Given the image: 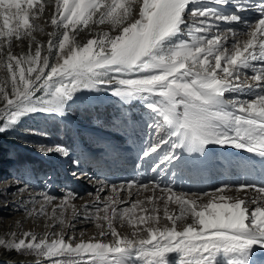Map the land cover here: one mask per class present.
Wrapping results in <instances>:
<instances>
[{
    "label": "snow or ice",
    "instance_id": "obj_1",
    "mask_svg": "<svg viewBox=\"0 0 264 264\" xmlns=\"http://www.w3.org/2000/svg\"><path fill=\"white\" fill-rule=\"evenodd\" d=\"M49 6L52 30L45 45L35 33L44 32L39 21ZM246 11L259 18L245 22L240 13ZM85 32L82 43L78 37ZM24 40L28 52L14 54L13 42ZM0 72V134L33 114L63 117L77 93L108 89L147 110L148 138L137 159L153 173L175 167L177 149L204 154L210 145L244 150L264 162V0H0ZM41 151L69 155L60 146ZM233 187L255 195H226ZM106 188L101 181L82 212L71 191L51 216L47 206L58 198L47 192L21 203L29 217L55 219L62 227H75L71 221L79 217L91 220L111 242L24 232L18 241L0 238V247L34 256L35 264H256L253 256L264 250V184L177 193L168 184L133 179L111 184L102 201ZM145 193L151 195L140 199ZM161 211L171 227H158ZM117 222L132 227L136 238L122 235Z\"/></svg>",
    "mask_w": 264,
    "mask_h": 264
},
{
    "label": "rangeland",
    "instance_id": "obj_2",
    "mask_svg": "<svg viewBox=\"0 0 264 264\" xmlns=\"http://www.w3.org/2000/svg\"><path fill=\"white\" fill-rule=\"evenodd\" d=\"M227 10L231 11L232 9ZM50 16L51 6L46 9L44 17L39 21L44 28V32L35 33L36 39L45 45L49 39L47 32L52 30L48 22ZM101 27L106 31L111 30L109 25ZM87 38L86 32L81 33L80 37H78L82 43L86 42ZM34 48L35 45L33 44V50ZM12 50L16 55L27 53L28 41H14ZM3 75L4 73L0 72V76ZM37 95H40V93ZM232 95L235 94H226L228 98H231ZM76 97H74L75 102H70L71 106L66 108V115L79 121L82 126L88 127L89 131H84L85 133L81 135L80 140L79 138L76 140L75 134L73 136L69 134L65 125L61 123L62 117L50 114L30 115L22 120L16 130L0 134V193H2L0 194V238L8 241L13 239L18 241L24 238V232H32L37 235L38 239L44 238L45 234H49V239H51L53 238L50 235L51 233L63 232L66 241L70 236L77 237L73 243H78L81 239L84 241L102 240L104 242H111L113 240L110 235L101 237L99 235L100 229L95 226V223L91 220L85 221L82 217H79L78 220L71 221V224H74L75 227H62L55 219H47L43 216L36 215L29 217L23 211L22 200L24 204H28L29 197H38V194L47 192L58 198L51 205L47 206V211L51 216L52 209L59 203V199L66 192L71 191L78 194L77 198L72 201V204L76 206L78 211L82 212L85 205L91 206L96 196V188L100 186L101 181L106 184L108 180L107 185H109V188H106L104 192L100 193L101 200L103 201L111 194L110 185L114 184L112 176L115 175L114 172L119 171L120 167L122 168V157L127 158L128 160L126 161L131 163H129L130 168L139 162L138 159L136 161L131 160L135 157L132 154L140 152L142 141L148 138L145 126V121L148 119V112L142 103L139 101L125 103L120 98L112 96L111 91L108 89L92 92L84 91L77 93ZM91 131L95 134L91 133ZM56 146L65 148L69 155L64 157L62 154L54 151L51 153L41 151V148H55ZM119 147L129 148L131 154L121 151ZM15 148H21L32 153L35 157H39L40 162L43 163V167L40 170H36L33 169L31 164L26 163L25 165H21V170L16 171L15 164L12 161V152ZM176 151L181 158L175 162V167L169 166L165 173L162 172L164 175L169 172L171 174L173 171L170 170L178 167L177 165L182 161V165H185L184 158L188 159L189 162L193 161L194 153L192 157L187 158L191 153L181 149H177ZM91 152H93L92 160ZM217 152L220 151H216L213 154V160H215ZM99 153L102 154L98 156ZM221 155L223 156L222 153ZM95 160L97 161L96 164L90 168L89 173L86 172L89 168L88 163L90 161L95 162ZM104 162L106 164L110 163L111 165H106L110 169L106 170V175L102 174L99 167L102 163L104 165ZM123 162L125 161L123 160ZM225 166L226 161L224 162V166H222L224 174L218 173L216 176L212 175L202 187L197 189L192 188L183 193H202L198 191L204 187L222 185L224 181H221V178L228 174ZM182 169L184 168H179L178 170ZM135 170H137V167L132 171L135 173ZM190 170L189 165L186 166L185 171L188 173ZM94 173L98 174L95 178L91 176ZM117 177L120 176L115 175L114 179ZM128 179V181L133 180L130 179V176ZM25 184L30 185V187L22 193L19 192L18 189L24 187ZM176 192L182 193L181 191ZM146 195H151V193L143 194L140 199H143ZM120 196L122 200L128 199L125 193H121ZM136 198L134 195L132 200ZM126 206H130V201L127 204L120 205V207ZM160 207L161 209L163 208V202H161ZM254 207V205H251L250 209ZM176 208V205H169L170 211L176 210ZM88 211H93V209L89 207ZM58 214L59 209H57ZM160 215L161 220L158 227L161 229L171 227V222L163 218V211L160 212ZM54 223L55 227H52ZM115 226L122 235L128 236L129 238H136L132 236L134 229L128 224H120L117 222ZM147 226L156 225L141 227ZM12 233L16 234L15 237H13ZM140 235L145 238L147 237V233L143 231H140ZM2 250L5 249L0 247V253ZM10 252L16 253L15 251ZM20 255L34 257L31 255ZM262 258L263 256H261ZM14 263L24 262L0 258V264ZM42 264H47V262L43 261ZM256 264L258 263L256 262Z\"/></svg>",
    "mask_w": 264,
    "mask_h": 264
},
{
    "label": "bare ground",
    "instance_id": "obj_3",
    "mask_svg": "<svg viewBox=\"0 0 264 264\" xmlns=\"http://www.w3.org/2000/svg\"><path fill=\"white\" fill-rule=\"evenodd\" d=\"M240 15H242L243 20L245 22L254 23L259 18V14L254 12V11H246V12L240 13ZM244 26H245L244 24H239V25H236L235 27H237L239 29V28H243ZM209 149H211V150L206 149L204 154H199L200 157L204 156L207 160L210 161V160H213V154L216 151H220L223 154V156L226 158L225 168H227L226 171L228 172V174L221 178V181H224L222 185L230 184V185L235 186L238 183L245 182V178L243 177L245 175H250L251 177H253L255 179V182H257V183H264V171H262L264 169V166H261L259 163H255V162L250 161V159L261 160L260 157L255 156L252 153H248L244 150H237V149H234L231 147H222V146L210 145ZM123 160L125 162H123ZM126 160H128V159L125 157H122L121 158L122 168L120 167L119 171L114 172L115 175L116 174L119 175L121 173H124V174H126V176L124 175L122 177L121 175H119L120 177H117L116 179H119V180L123 179L124 182H128V180H129L128 177L130 176V179H138L139 180L141 175L144 174V171L142 169L137 168V170H135V173L132 170H130L129 172H126L130 169V164H131L130 162H128ZM186 163H188V160L185 159V165H186ZM108 164H109V166H111L110 163L106 164V162H104V165L102 163V165L99 166L103 175H106V170L109 169V167L106 166ZM186 166H188V164ZM200 170H201L200 167H196L193 171L190 170L187 173L185 171V169H182V170H178L177 172H175V176L172 175L173 172H171V174L167 175V176L164 175L163 173H161L160 179L158 182L161 183L162 185L168 184L170 187L173 188V190L181 191L183 193V192H185L189 189H192V188L197 189V188L202 187L206 183V181L210 178L209 176L198 175ZM108 176H109V174H108ZM114 176H112V177H114ZM191 176H194V177H193L192 183L190 184L189 182H187V180ZM230 178H232V179H230ZM222 185L213 186V187H204L201 190H199L198 192H205V191L213 192L216 188H218ZM190 191H188V192H190ZM177 193H180V192H177ZM226 193H225L226 195L237 196V197H243L245 195H248V196L255 195V193L251 192L250 190L247 192H236L235 187H233L232 191H228ZM206 201H207V197H205L204 200L201 202L203 203ZM130 203H131V201H130ZM250 206L251 205H249V207ZM175 211L178 212V207L176 208ZM177 229L182 230L183 229V223L178 222ZM169 255H174V254H169ZM261 256H263L262 259H261ZM0 258L14 260V261L20 260V261L24 262V263H14V264H35V260L37 259L35 257L21 256L18 253L10 252V251H7L6 249L1 251ZM253 260H255V262H257L258 264H264V250H257L256 254L253 256Z\"/></svg>",
    "mask_w": 264,
    "mask_h": 264
},
{
    "label": "trees",
    "instance_id": "obj_4",
    "mask_svg": "<svg viewBox=\"0 0 264 264\" xmlns=\"http://www.w3.org/2000/svg\"><path fill=\"white\" fill-rule=\"evenodd\" d=\"M61 123L65 125L66 129L69 131V134L70 135L72 134L73 136L74 134L73 128L64 120H61ZM12 155H13L12 161L15 164L16 171L21 170V165H25L26 163L31 164L33 169H36V170H40L43 167V163L40 162L39 157H35L32 153L22 150L21 148H15L12 152Z\"/></svg>",
    "mask_w": 264,
    "mask_h": 264
}]
</instances>
